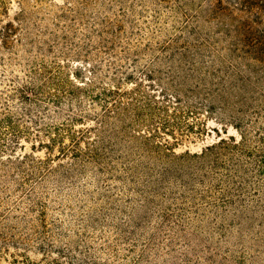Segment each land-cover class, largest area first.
Wrapping results in <instances>:
<instances>
[{
    "label": "rangeland",
    "instance_id": "obj_1",
    "mask_svg": "<svg viewBox=\"0 0 264 264\" xmlns=\"http://www.w3.org/2000/svg\"><path fill=\"white\" fill-rule=\"evenodd\" d=\"M241 1L0 0V264H264V233H178L174 199L224 171L221 141L264 135V10ZM28 83L78 102L20 103ZM106 110L129 150L58 151L90 146ZM175 164L195 179L149 194Z\"/></svg>",
    "mask_w": 264,
    "mask_h": 264
},
{
    "label": "trees",
    "instance_id": "obj_2",
    "mask_svg": "<svg viewBox=\"0 0 264 264\" xmlns=\"http://www.w3.org/2000/svg\"><path fill=\"white\" fill-rule=\"evenodd\" d=\"M242 10H252L254 6H257L261 10H264V0H242L241 1ZM258 22L257 18L255 19ZM7 25H11L10 23ZM260 32L259 35L253 41V47H255L256 52L254 53V58L259 60L257 56L264 55V35ZM256 42V45H254ZM31 82V81H29ZM32 83L24 84L21 88L17 89L18 99L20 103L27 105H34L36 108H40L43 103L50 102L56 107H60L63 103L73 102L74 99L77 101L76 93H64L60 94L45 92L41 87H33ZM126 93V92H125ZM124 93V94H125ZM110 95H120L118 90H112ZM229 97V96H225ZM210 98H213L211 96ZM246 97H240L243 101ZM66 100V101H64ZM46 101V102H44ZM78 102V101H77ZM134 106L133 111L136 113V123L139 124L141 113V106L137 105L135 101L130 103ZM148 110L152 111L155 107H152V104L147 101L145 102ZM225 106L228 103H222ZM116 116H120L121 113H124L125 107H121V103L118 102L115 105ZM220 109L223 107H219ZM127 109V108H126ZM149 111V112H150ZM56 114H59L56 111ZM106 113L102 114L98 124L101 128H98L96 131V140L90 144L86 145L85 149H80L78 147V139L72 135V147H60L59 152L64 154L65 151H69L71 155H114L116 152L115 147L119 145L120 147L127 148L128 141L125 138L119 139L120 130H114L111 125H109V110L105 111ZM155 112V111H152ZM123 126H121V129ZM126 129V127H124ZM80 136H84L86 130H78ZM123 137V135H122ZM147 139V137H144ZM56 139H49L50 145H46L47 148L51 147V144L55 142ZM97 143V144H96ZM222 149H225L229 153V164L220 163L217 159H214V164L224 168V171H212L214 177L209 179L208 175H204V178L197 179L200 184H203L204 188L202 190H197L194 187L187 185V193L190 195L179 194V197L174 199L180 201V205L176 207V210L180 211L179 221L181 223V228L177 231L178 233L189 232L191 234H196L197 236L207 235L212 237L213 233H218L221 236L232 235L233 231H237L240 234L254 235L258 238L260 234L264 233V195L261 197V194L264 193V135H260L257 139V143L249 147L245 139L241 138L237 143H226L221 141L217 146ZM152 176V179L148 181L150 183L149 188L154 184L155 187L149 190V194L157 195V190L162 185L178 182L183 180L189 184L191 180L195 179V173H192L189 170H179L175 166H171L167 171L160 173V175ZM147 177V175H146ZM149 177V176H148ZM212 177V176H211ZM182 186H185L183 183H180ZM205 184V185H204ZM143 185V184H142ZM161 185L160 187H158ZM146 186V185H144ZM171 192V191H170ZM251 194L247 197V193ZM256 192V193H255ZM208 198V199H207ZM206 199V200H205ZM205 200V201H202ZM202 202L208 204L212 210L209 211L211 214L219 220L216 222H209L207 224L206 215L200 213L204 211L202 208ZM189 203H194L195 208L190 209L186 207ZM186 204V205H185ZM188 214H193V217H189ZM208 215V214H207ZM222 220V221H221ZM221 221V222H220Z\"/></svg>",
    "mask_w": 264,
    "mask_h": 264
}]
</instances>
